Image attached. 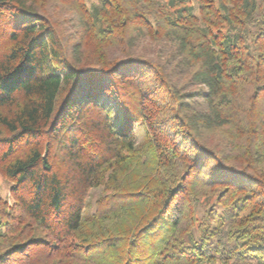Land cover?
I'll return each mask as SVG.
<instances>
[{"label": "trees", "instance_id": "trees-1", "mask_svg": "<svg viewBox=\"0 0 264 264\" xmlns=\"http://www.w3.org/2000/svg\"><path fill=\"white\" fill-rule=\"evenodd\" d=\"M0 175V264H264V0H0Z\"/></svg>", "mask_w": 264, "mask_h": 264}, {"label": "rangeland", "instance_id": "rangeland-1", "mask_svg": "<svg viewBox=\"0 0 264 264\" xmlns=\"http://www.w3.org/2000/svg\"><path fill=\"white\" fill-rule=\"evenodd\" d=\"M86 3L91 9H93L94 5L98 4V0H86ZM53 10L54 11L56 10L54 16L57 18L58 22H61L63 20H67L66 21V27L68 28V34H71L73 32V30L77 31L80 28L79 24H78L79 14L76 11H74L72 9H67V8H64L61 6L55 7ZM150 43H151V41L149 39L140 40L138 42L137 48L133 52L138 54V55H143L146 57L150 56L151 58L152 57L156 58L158 55L160 47H156L155 45L150 44ZM163 46H165V45H163ZM168 51H169L168 47H163V49H161V55H163L165 57L164 54ZM108 52H109V55L112 56L114 59L116 57H118V58L125 57L124 53H121L120 48H117V46H113V47L109 48ZM159 55H160V53H159ZM137 130H138V132H137L138 142L140 144H142L143 143V133L139 128H137ZM11 186H12V184L10 182L4 180L2 178V176L0 175V194L2 197H4V198L8 197ZM101 195H102L101 189H94L88 193L87 211L93 212V210L95 208V202L98 200V198L101 197Z\"/></svg>", "mask_w": 264, "mask_h": 264}]
</instances>
